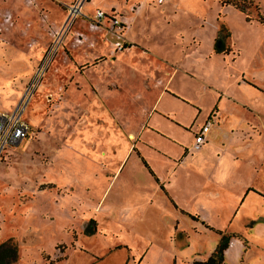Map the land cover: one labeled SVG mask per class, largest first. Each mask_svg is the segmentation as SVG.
<instances>
[{
    "label": "rangeland",
    "instance_id": "1",
    "mask_svg": "<svg viewBox=\"0 0 264 264\" xmlns=\"http://www.w3.org/2000/svg\"><path fill=\"white\" fill-rule=\"evenodd\" d=\"M71 1L0 0V111L23 106L29 125L0 151V242L15 244L11 264L201 261L220 235L201 217L226 227L234 194L202 195L213 179L193 183L212 172L208 164L188 161L187 179L168 185L169 176L154 181L141 157L156 166V147L164 148V138L178 145L176 134L190 145L188 157L216 160L212 149L198 151L205 143L191 142L209 109L216 120L208 139L247 131L264 155V0H144L138 11L143 0H86L82 14L120 6L111 7L130 26V48L119 55L108 34L90 36L84 15L65 28ZM220 23L230 32L227 53L212 50ZM74 30L92 43H75ZM146 121L156 133L141 148L136 127ZM179 183L183 206L174 200ZM255 191L264 197L263 188ZM260 209L235 215L224 231L244 245L227 264H264V227L235 232L251 214L264 218Z\"/></svg>",
    "mask_w": 264,
    "mask_h": 264
},
{
    "label": "crops",
    "instance_id": "2",
    "mask_svg": "<svg viewBox=\"0 0 264 264\" xmlns=\"http://www.w3.org/2000/svg\"><path fill=\"white\" fill-rule=\"evenodd\" d=\"M167 1L168 0H161V1L153 0L152 3L153 4L157 3L160 5L162 3H166ZM144 4H145V2L143 0L136 11H138ZM107 6H109L108 9L106 7H103L102 10L107 11V12H112V13H115V12H114V10H112L113 7H111V6L120 7V6H115L112 4H107ZM95 8H98V7H95ZM92 13H93V11L90 12L89 14H87L85 12H84V14H82L86 18V30L91 32L90 36H92V33H95V32H98L101 35L102 34L103 35L108 34V36H109V43L108 44L110 46V49L112 51L116 50L118 55H119V51H121V50H125V51L129 50L130 47H128V45L126 44L128 40L126 38L125 31L130 26H128V24L125 23V26L122 30V35L124 37L123 42L125 43V47H123L121 50H117L114 46V43H113L114 37L111 34H109L108 31L106 30L107 25H108V22L106 19L103 20L100 25H98L94 28L89 26V18L92 16ZM122 17L124 18V16H122ZM74 32H75V35L77 32L81 33V41H76L75 35H74L75 43H79V44H86V43L91 44L92 43L90 41L88 35L85 34L83 31L74 30ZM106 42H108V41H106ZM116 55H115V57H116ZM169 64L172 65L171 62H169ZM166 86H168V85L166 84ZM191 101H193V100H191ZM153 103H155V101H153ZM153 106H154V104H153ZM154 110H153V112H154ZM197 110H198L197 111V114H198L201 110L200 109H197ZM210 111H211V109H209L208 111H205L204 115L202 116L201 122L197 125V127L194 130H196L199 127V125L204 121V119L206 117H211L212 123L216 120L215 115L211 114ZM152 113H151V115H152ZM217 118H218V116H217ZM212 123H211V125H212ZM149 124L154 126V123H149ZM150 125L148 126L147 121H146V122H144V124H141V126L136 127V134L139 137V140L137 142L140 144L139 147L141 146V148H143L147 144H149L148 143L149 140L146 139V136L148 134H151V133H156V132H153V130H152L153 128ZM211 125H210V127H211ZM190 126H191V124H189V127ZM210 127H209V130H210ZM240 129L243 130V128H241V127H240ZM209 130H208V132H209ZM234 130L235 129H232L231 132L229 131L230 133H228V132L225 133L224 136L222 138H219V139L217 137L216 132H214L213 135H211L212 136L211 139H208V133H207V138H206V141L204 142L205 144L201 145L199 147L198 151L200 152L201 149L203 151H206L207 149H212L214 152V157L216 158V160L214 159V161H209V160L205 159L206 157H201V159H197V160H193V158H190L191 156L188 157L189 151H190L189 150L190 145L187 146V144H185V143L180 144V142H181L180 137L176 134L173 135L172 137L178 141V145L175 144V142H172L171 140H167V138H164L165 142L167 141V143H165L164 148L157 145L159 148L158 147H156V148L158 149L159 152L161 151L162 154L159 153V155H158L156 152L154 153V154H157L159 156V159H156L158 161H156V160L154 161V162L159 163V164H156V166L153 165L152 162H149V160L146 158L145 154L141 151L143 153V156L141 158L147 163L149 169L151 170L152 174L151 173L150 174L153 176L152 178L154 179V181L155 182L157 180L162 181L164 178L168 179L167 176H169L168 185L169 184H172V185L176 184L177 181L181 177H184L183 174L185 175V178H186L187 173H189L188 168H187V164L190 161H192L195 165H201V167H204L203 165H207V164L212 166V168H213L212 172H211V170H210V172L205 171L204 175H201L199 177L200 179L203 180L202 182L195 181L193 184L197 185L199 188L205 179H213L211 191L209 190L208 194L201 192L202 195L211 194L210 196L213 197V199H214V197L220 198L221 195L234 194V200H233V203L231 205V208H230V211L228 214L229 217L227 216L228 222L226 223V227H224L223 229H220L221 232L223 231L222 234H226V233H224V231H227L229 229L228 226L231 225V223L233 222V217L235 215L241 214V213H243L244 215H247L248 213L250 214V212L255 213V211H258L260 208L264 210V197H262L261 195L258 194L257 191H255V190H261L262 188L264 189V179L262 178V175L264 176V155L261 154V150H262L261 142L262 141L259 139L251 140L247 131H245V133L243 134V132L237 133V131H234ZM247 130H249V128ZM131 136H132V134H131ZM192 140H193V138H192ZM192 140H191V142H192ZM191 142H190V144H191ZM141 148H139V150H141ZM153 157H156V156H153ZM244 161H246L245 164L247 165V167H246L245 171L241 174L238 171V169L241 166L240 164L244 163ZM161 165H163V166L161 167ZM154 167H157L158 169L154 168ZM178 169L180 172L178 171ZM154 172L156 175L154 174ZM159 173H162V174L160 175ZM206 173H208L207 174L208 177H206V175H205ZM250 174H253V176H255L253 181L247 180V177ZM240 175L242 178H240ZM185 182L187 183V180H185ZM252 182H255V183H252ZM160 186H162V184H160ZM178 187H179V190L176 189L177 191H175V192L173 191V193L178 196V197H174V200L177 204H180L181 206H183L182 203L179 201L181 187H182L180 185V183L178 184ZM171 201L173 202L172 199H171ZM173 205L175 206L174 202H173ZM180 211H184V210H180ZM251 216H252V214L250 216H247V220L248 219H250V220L248 222L246 220L247 223L245 222L246 224H245L244 229L238 230L235 232H241V231H244L245 229L247 232V231H251L253 229H258V227H260V226L264 227V224H263L264 218L256 219L258 216L253 217V216H255L254 214L252 217ZM201 219L203 220V223H205L209 226H212L213 228L219 229V227H217L216 225L213 226V225H210V224L204 222L205 221L204 218L201 217ZM225 220L226 219H224V221ZM256 223H262V225L256 224ZM248 228H249V230H248ZM209 230H211V229H209ZM171 233L172 232L169 233V237L172 236ZM178 233H180V231H178ZM178 233L176 234L177 236H175V238H178V236L180 235ZM230 236L231 235L229 234V240L230 241L228 240V244L222 253V260H221L222 264H227L226 263L227 259L229 257H231L230 256L231 254H233V255L235 254L237 257H239L242 253L241 251H243V248H244V245L241 242V240H239L238 238L230 239ZM219 238H220V235H218V240H219ZM231 241H232V244L229 245V243ZM184 244H186V243H184ZM213 248H212V250H213ZM206 257H204L201 260H204Z\"/></svg>",
    "mask_w": 264,
    "mask_h": 264
},
{
    "label": "built area",
    "instance_id": "3",
    "mask_svg": "<svg viewBox=\"0 0 264 264\" xmlns=\"http://www.w3.org/2000/svg\"><path fill=\"white\" fill-rule=\"evenodd\" d=\"M85 1L86 0H72L65 5V28L72 24L76 16L82 15V5ZM105 19L108 22L106 30L114 37L113 43L115 48L117 50H121L123 47H125V43L123 42L124 37L122 35L125 21L120 16L112 12L104 11L100 8H94L92 16L89 18V26L94 28L100 25ZM75 40L81 41V33H76ZM48 54L49 51L46 53L45 58ZM22 110L23 106L18 105L9 111H0V151L5 146L18 143L27 135L29 125L22 118ZM211 123L212 118L206 117L199 127L192 132V142L195 146H200L206 141L207 133Z\"/></svg>",
    "mask_w": 264,
    "mask_h": 264
},
{
    "label": "trees",
    "instance_id": "4",
    "mask_svg": "<svg viewBox=\"0 0 264 264\" xmlns=\"http://www.w3.org/2000/svg\"><path fill=\"white\" fill-rule=\"evenodd\" d=\"M225 2V1H223ZM235 4L239 10H242L241 6H238L235 2H232ZM230 32L228 28L220 23L216 34L213 37L212 41V50L217 53H227L229 51V46L226 42L227 38L229 37ZM142 159V158H141ZM145 166L148 168V171L152 174L151 170L149 169L147 163L142 159ZM188 213V212H187ZM191 217H194L190 214ZM196 217V216H195ZM91 222H94L93 219H90ZM204 227L211 229L215 231L216 233L220 234V238L215 244L213 250L208 254V256L201 261H194L193 264H220L222 260V253L223 250L226 248L229 240V234H222L220 229L213 228L212 226H209L205 223ZM95 230V225H87L84 227V233L85 234H91ZM16 257V246L14 243H12L9 239L3 240L0 242V264H11V262L14 261Z\"/></svg>",
    "mask_w": 264,
    "mask_h": 264
},
{
    "label": "bare ground",
    "instance_id": "5",
    "mask_svg": "<svg viewBox=\"0 0 264 264\" xmlns=\"http://www.w3.org/2000/svg\"><path fill=\"white\" fill-rule=\"evenodd\" d=\"M130 137H132V136H130ZM232 244V242L230 243V245Z\"/></svg>",
    "mask_w": 264,
    "mask_h": 264
}]
</instances>
